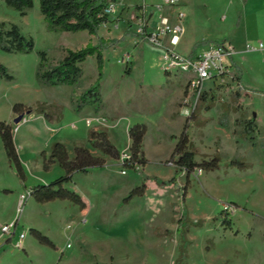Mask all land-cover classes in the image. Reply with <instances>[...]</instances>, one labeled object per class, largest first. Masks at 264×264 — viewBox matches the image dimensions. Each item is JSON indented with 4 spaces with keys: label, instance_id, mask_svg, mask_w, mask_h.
<instances>
[{
    "label": "rangeland",
    "instance_id": "374dc122",
    "mask_svg": "<svg viewBox=\"0 0 264 264\" xmlns=\"http://www.w3.org/2000/svg\"><path fill=\"white\" fill-rule=\"evenodd\" d=\"M127 2L109 1L116 9L107 12L109 20L98 31L103 43L87 31L51 29L39 0L25 15L0 2V22L18 25L34 41L31 52L0 48V63L12 75V79L0 75V121L11 125L25 171L23 180L0 137V264H264V45H259L264 44V33L254 30L260 15L251 16L248 28L238 30L234 21L241 0H179L177 5L160 6L161 0ZM162 15L181 25V41L175 46L181 52H188L194 39L202 45L225 33L234 39L250 34L245 46L256 49L246 50L250 60L242 65L248 88L229 77L207 82L209 94L195 115L182 116L179 106L188 74L166 71L161 51L137 36L121 39L126 30L136 32L143 22L155 28ZM110 39L119 41L111 44ZM98 43L103 55V107L95 112L87 105L76 111L75 100L98 78L96 55L81 64L83 74L77 84L49 86L36 76L38 51H46L48 63L54 65L68 49ZM17 103L28 110L15 123L20 114L13 110ZM39 103L53 105V116L58 106L61 119L47 121L34 110ZM253 115L260 121L251 139L254 144L243 138L237 122ZM136 123L145 124L147 131L135 159L146 162L129 167L121 163V156L130 154L128 129ZM184 129L196 161L219 155V167L199 165L188 175L182 172L169 186L145 179L174 176L169 160ZM90 130L107 131L122 149L120 158L89 145ZM60 140L69 157L74 155L73 142L81 141L93 155L105 159L104 166L75 173L66 184L86 197L88 208L59 199L40 203L31 196L20 203L31 185L50 183L64 173L58 163L44 169V153L48 156ZM143 183V195L131 193ZM14 221L15 233L2 232L3 225ZM31 228L47 235L56 247L40 244ZM21 232L25 238L15 245Z\"/></svg>",
    "mask_w": 264,
    "mask_h": 264
},
{
    "label": "trees",
    "instance_id": "16d2710c",
    "mask_svg": "<svg viewBox=\"0 0 264 264\" xmlns=\"http://www.w3.org/2000/svg\"><path fill=\"white\" fill-rule=\"evenodd\" d=\"M15 10L19 11L21 15H25L28 9H31L34 0H0ZM110 0H39L40 11L44 16L47 25L51 29L78 32L87 31L91 35L98 37L100 26L109 20V15L106 9ZM134 35L144 40V37L129 30L125 31V36ZM99 43H103L104 39L98 37ZM111 44L117 43L118 39H110ZM91 45L77 49L66 51L65 56L56 64L50 65L46 51H38L39 63L37 66L36 76L39 81L45 85H74L77 84L82 77L83 70L81 64L90 55H96L99 75L95 83L85 89L80 96L75 100L74 109L81 111L85 106L90 105L95 112L100 111L103 107L102 94L100 91L101 80L103 78V55L100 44ZM201 43H196L195 46ZM0 48L8 52H31L34 49V41L31 37L25 36L18 25L14 23L6 24L0 22ZM0 75L6 79H12V75L8 72L6 66L0 63ZM233 80L241 85V70L235 67L233 73ZM209 91L204 90L199 98L197 107L193 111L192 116L195 115L198 105L201 101L206 100ZM236 99L240 97V93H235ZM53 105L39 103L34 109L37 113L43 114L47 121L60 120L62 117V110L57 106L56 114H50ZM210 108V104L207 106ZM16 113L23 114L28 108L22 104L17 103L13 106ZM242 126L241 135L243 138L249 140L254 144L257 130V121L255 116L250 118H242L237 120ZM147 128L145 124L136 123L129 127L128 136L131 140L129 150L131 159L125 163L126 166L134 167V164H145L144 158H136V154L141 150L144 136ZM0 137L10 162L14 163L18 174L25 180V171L22 162L19 158L14 138L12 127L7 122L0 121ZM88 143L93 148L99 150L103 155H107L114 159H119L121 156L120 150L109 139L107 131L105 130H90L88 134ZM187 131L184 129L174 147L171 155V160L174 163V176L169 180H162L158 177H151L158 185H175L177 179L182 172L187 175L195 170L199 165L204 169H216L219 167L220 156L215 155L211 160H204L197 162L196 152L193 149ZM74 155L69 157L65 143L55 141L51 147L50 154L47 156L44 153V169L50 170L53 163H58L64 170V173L51 181L50 183H38L33 185L27 192L37 202L44 203L52 200H67L74 205L85 207V201L82 196L75 190L70 189L66 184L72 181L75 173H86L90 168L102 167L105 165L103 156H95L84 143H76L73 148ZM201 167V168H202ZM150 177L146 176L145 179ZM146 190L145 183L134 188L131 193L143 195ZM224 222L230 224L228 220ZM30 232L35 236L40 244L54 246L53 241L44 235L41 231L31 228Z\"/></svg>",
    "mask_w": 264,
    "mask_h": 264
},
{
    "label": "built area",
    "instance_id": "2783aa9c",
    "mask_svg": "<svg viewBox=\"0 0 264 264\" xmlns=\"http://www.w3.org/2000/svg\"><path fill=\"white\" fill-rule=\"evenodd\" d=\"M178 2L179 0H161L158 5H177ZM115 9V4H109L106 12L114 11ZM178 14L180 19L183 16V12L180 11ZM159 19V24L149 30L147 22H143V19L139 17V21L143 22V24L137 28L136 32L144 37V41L161 51L166 71L188 74L186 91L180 105V114L185 118H189L197 107L201 93L210 89L205 87L207 82L215 83L218 79L224 80L226 77L233 79L230 64L235 50L230 43L224 41L211 44L208 49L198 55L182 54L175 47L181 38V25L172 23L167 16L162 15ZM262 45L261 43L260 46ZM246 49L255 50L256 48L255 46L247 45ZM130 159V154H122L121 163L125 165ZM169 164L174 165L172 161ZM197 170L202 172L201 168ZM121 173H125V170L122 169ZM26 196H30L28 192L21 195L20 203H23ZM14 225L15 221L11 224L3 225L2 232L12 235ZM25 235V232H21L15 245H19L24 240Z\"/></svg>",
    "mask_w": 264,
    "mask_h": 264
},
{
    "label": "crops",
    "instance_id": "0c3cea01",
    "mask_svg": "<svg viewBox=\"0 0 264 264\" xmlns=\"http://www.w3.org/2000/svg\"><path fill=\"white\" fill-rule=\"evenodd\" d=\"M129 2V1H132V0H123V3L125 2ZM140 1V0H138ZM242 1V6L241 8H238L237 11H236V19L234 21V25L235 27L240 30V29H247L248 28V21L249 19L251 18V16H256V15H260V19L258 17V19L256 20V25L254 26V30H256L258 32V34H260L261 30L263 31L264 33V0H241ZM127 2V3H128ZM136 3V1H135ZM161 2H159L160 4ZM141 4V3H140ZM143 4V3H142ZM181 4V3H180ZM151 5V4H150ZM150 8V7H149ZM149 10V9H148ZM148 10H146V12H148ZM158 23V22H157ZM149 25V23H148ZM154 26H150L148 27L149 30H152ZM262 33V34H263ZM250 34L246 36V38H231L229 35H226L225 34H222L220 37H218L217 39H214L212 42H209V43H203L202 45H197L195 46V44L198 42L197 39H194L192 40V42L190 43V46H189V50L188 52H181L179 51L177 48L176 50L182 54H186V55H198L202 52H204L206 49H208V47L211 45V44H215V43H219V42H228L231 44V46L234 48L235 53L232 57V60H231V70L232 72L234 73L235 72V67H238L240 70H241V85L244 86V87H247L245 84H244V71H243V67L242 65L244 64V62H247V60H250L248 58V55H247V49H246V44L247 42L250 40L248 38H250ZM261 38V36H259ZM259 37H256V38H259ZM263 37V36H262ZM204 40V39H203ZM208 40V39H205V41ZM144 41V40H142ZM180 41H181V38H180ZM179 41V43H180ZM202 41V40H201ZM146 42V41H144ZM263 44L262 41H260L259 45L260 44ZM264 45V44H263ZM158 49V48H157ZM236 55V57H235ZM259 76V75H258ZM262 76V75H261ZM262 78H264V73H263V76ZM180 107V106H179ZM179 113H180V108H179ZM255 116V115H253ZM256 121L257 122V128H258V125L260 126V121L259 119L257 120L256 118ZM128 146L129 144L131 143L130 142V138L128 139ZM61 141V140H60ZM63 142V141H61ZM64 143V142H63ZM76 143H82L81 141H74L73 142V148H74V145ZM114 144V143H113ZM115 145V144H114ZM116 146V145H115ZM117 147V146H116ZM118 148V147H117ZM119 150H122L121 148H118ZM68 150V148H67ZM54 164V163H53ZM24 168V167H23ZM88 173V172H86ZM151 179V178H149ZM151 181H154L153 179H151ZM151 181L147 182V185L148 187L150 188L152 183ZM155 182V181H154ZM156 183V182H155ZM38 184V183H37ZM157 184V183H156ZM35 185V184H33ZM31 185L29 187V189L33 186ZM158 185V184H157ZM158 186H165V185H158ZM166 186H169V185H166ZM27 188V191L29 190ZM83 200L85 201V204L86 206L85 207H80V209H85V208H88V201L86 200V197L84 195H81ZM15 233V232H13ZM56 247V246H55Z\"/></svg>",
    "mask_w": 264,
    "mask_h": 264
},
{
    "label": "water",
    "instance_id": "95a60500",
    "mask_svg": "<svg viewBox=\"0 0 264 264\" xmlns=\"http://www.w3.org/2000/svg\"><path fill=\"white\" fill-rule=\"evenodd\" d=\"M22 118H23V114H19V116L14 119V122L18 123Z\"/></svg>",
    "mask_w": 264,
    "mask_h": 264
}]
</instances>
